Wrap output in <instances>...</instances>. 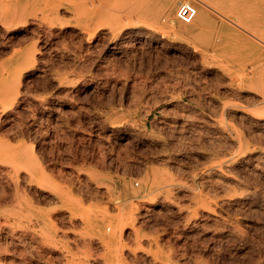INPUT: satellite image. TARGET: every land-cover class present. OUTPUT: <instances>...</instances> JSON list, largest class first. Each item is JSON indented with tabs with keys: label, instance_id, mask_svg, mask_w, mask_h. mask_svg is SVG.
Returning a JSON list of instances; mask_svg holds the SVG:
<instances>
[{
	"label": "rangeland",
	"instance_id": "rangeland-1",
	"mask_svg": "<svg viewBox=\"0 0 264 264\" xmlns=\"http://www.w3.org/2000/svg\"><path fill=\"white\" fill-rule=\"evenodd\" d=\"M14 3L0 64L34 57L0 147L30 162L0 159V264H264V0Z\"/></svg>",
	"mask_w": 264,
	"mask_h": 264
},
{
	"label": "bare ground",
	"instance_id": "bare-ground-1",
	"mask_svg": "<svg viewBox=\"0 0 264 264\" xmlns=\"http://www.w3.org/2000/svg\"><path fill=\"white\" fill-rule=\"evenodd\" d=\"M14 1L15 0H0V28H2L7 34H12V33H14V32H18L19 30L20 31H23L24 30V26H23V24L25 25V24H27V22H28V20H26V17L24 16V14H23V12L22 11H20L19 10V8L15 5V3H14ZM243 7H245V6H240L238 9H237V12H234L233 13V15H237V16H239L240 14L242 15L243 13L242 12H244V10H245V8L243 9ZM127 9V8H126ZM226 13L228 14V11H226ZM30 17V16H29ZM199 17H201L202 18V15H200ZM242 16H240V18H241ZM244 18V17H243ZM243 20V19H242ZM241 20V21H242ZM258 20L259 21H261V23H264V18L262 17V18H258ZM249 21V20H248ZM35 22V21H34ZM23 26V27H20V26ZM254 25H255V22H254V20L253 21H251V23H250V27H251V29H253V27H254ZM3 33V32H2ZM17 34V33H16ZM3 35V34H2ZM18 35V34H17ZM11 36H13V35H11ZM16 38V37H15ZM9 39V38H8ZM11 39V38H10ZM12 40V39H11ZM34 56L32 55V54H23V55H14L11 59H10V61H9V63L8 64H0V80H2V79H10V78H12L14 75H15V73H16V71H17V69H18V67L19 66H21V65H23V64H25V63H27V62H29L30 60H32V58H33ZM26 73V72H25ZM32 73V72H31ZM28 74V73H27ZM251 75V74H250ZM249 75V76H250ZM18 82V81H17ZM18 84V83H17ZM14 93H15V86L13 85V84H11V83H5L4 85H2L1 87H0V99H3L5 102H8V101H12V99H13V97H14ZM37 102V101H36ZM18 103H19V101H18ZM38 103H39V101H38ZM40 105V104H39ZM23 110V109H22ZM21 110V111H22ZM15 111H17V109L15 110ZM23 111H25V110H23ZM10 113V112H9ZM14 113V112H13ZM6 115V114H5ZM9 115V114H8ZM17 116V115H16ZM12 117V116H11ZM8 118H10V117H8ZM262 124H264V123H262ZM261 126V125H260ZM263 126V125H262ZM24 148L25 149H27L25 146H24ZM241 149V148H240ZM250 157V156H249ZM0 159H2V160H4V162L5 163H8V164H10V167H11V170H14V171H19L20 169H25V168H27V164L30 162V156L28 155V153H27V151L26 150H22V149H19V150H15V149H13V148H9V147H0ZM245 159H247V158H245ZM241 161V160H240ZM239 162V161H238ZM239 164H240V162H239ZM225 165H226V163H225ZM240 166V165H239ZM234 167V166H233ZM232 167V168H233ZM235 168V167H234ZM28 169V168H27ZM221 169V168H220ZM220 169H218V171L220 170ZM228 169V168H227ZM234 170V169H233ZM232 169H231V171H233ZM215 171V170H214ZM227 171V170H226ZM229 172V171H228ZM224 173H226V172H224ZM18 174V173H17ZM214 174V173H213ZM206 175V174H205ZM209 176V175H208ZM164 178V177H163ZM217 178V177H216ZM228 180V179H227ZM233 182V181H232ZM142 183V182H141ZM210 184V183H209ZM213 184V183H212ZM231 184V183H230ZM144 185V184H143ZM170 185H168V187H169ZM210 186V185H209ZM213 186V185H212ZM221 186V185H220ZM226 187V186H225ZM162 188V187H161ZM218 188V187H217ZM223 188H224V186H223ZM175 189H176V187H175ZM178 190V189H177ZM182 190H183V188H182ZM148 191H149V189H148ZM176 191V190H175ZM223 191V190H222ZM174 193V192H173ZM129 194V193H128ZM176 194V193H175ZM225 194V193H224ZM158 195V194H157ZM192 195V194H191ZM190 195V196H191ZM224 196V195H223ZM247 196V195H246ZM250 196V195H249ZM255 196V195H254ZM159 197V196H158ZM163 197V196H162ZM161 197V198H162ZM245 197V196H244ZM237 198V197H236ZM239 198H237V200H238ZM228 200V199H227ZM236 200V201H237ZM135 201V200H134ZM133 202V201H132ZM220 202H221V200H220ZM222 202H223V200H222ZM243 202V201H242ZM149 203V202H148ZM161 203H162V201H161ZM225 203H227V202H225ZM18 204V203H17ZM140 204H142V203H140ZM144 204H145V202H144ZM147 204V203H146ZM150 204V203H149ZM221 205H223V204H221ZM226 205V204H225ZM240 205V204H239ZM245 205V204H244ZM144 206V205H143ZM149 206V208H150V205H148ZM228 206V205H227ZM227 206H224L225 208H227ZM238 206V205H237ZM249 206V205H248ZM144 207H146V206H144ZM231 206H230V204H229V208H230ZM156 208V207H155ZM205 208V207H204ZM232 208V207H231ZM235 208V207H234ZM24 207L22 206V205H19V207L16 209V211L15 212H10L11 213V215L13 214V213H15L14 215L15 216H17V217H20L21 215H22V213L24 212ZM122 209V208H121ZM147 209V208H146ZM152 211V210H151ZM217 211V210H216ZM146 212V211H145ZM201 212V210H199V213ZM205 212V211H204ZM142 213V212H141ZM156 213H158V212H156ZM162 213V212H161ZM164 213V212H163ZM9 214V213H8ZM130 214H131V212H130ZM10 215V214H9ZM152 215H153V213H152ZM205 215V214H204ZM213 215V214H212ZM211 215V216H212ZM122 216V215H121ZM210 216V217H211ZM138 217H140V216H138ZM202 217H203V215H202ZM212 217H214V215L212 216ZM215 217H217V216H215ZM14 218V217H13ZM218 218V217H217ZM43 217L42 216H38V217H36V219H35V223H41L42 221H43ZM128 220H129V217L127 218ZM132 219V218H131ZM130 219V220H131ZM148 219V218H147ZM152 219V218H151ZM206 219V218H205ZM208 219V218H207ZM129 220V221H130ZM211 220V219H210ZM212 220H214V219H212ZM125 222V221H124ZM18 224V223H17ZM124 226V225H123ZM137 226V225H136ZM34 228V227H33ZM109 228V227H108ZM233 228V227H232ZM236 228V227H235ZM30 229V228H29ZM40 229V228H39ZM130 230H131V228H130ZM27 231V230H26ZM39 231V230H38ZM37 231V232H38ZM120 231V230H119ZM122 232V231H121ZM28 233V232H27ZM81 233V232H80ZM120 233V232H119ZM31 234H33V233H31ZM121 234V233H120ZM137 236H139V234H136ZM34 236V235H33ZM134 236V235H133ZM39 237V236H38ZM37 237V238H38ZM149 237H151L150 235H149ZM76 238V237H75ZM78 238V237H77ZM40 239V238H39ZM56 239V238H55ZM113 239V238H112ZM123 239V238H122ZM135 239V238H134ZM144 239H146V237L144 238ZM32 240V239H31ZM100 240V239H99ZM34 241V240H33ZM42 241V240H41ZM123 241H124V239H123ZM122 241V242H123ZM29 242V241H28ZM133 242V241H132ZM139 242V241H138ZM34 243H35V241H34ZM85 243V242H84ZM113 243H115V242H111V244H113ZM145 243V242H144ZM37 244V243H36ZM94 244V243H93ZM100 244V243H99ZM132 245H133V243H131ZM146 244H147V242H146ZM38 245V244H37ZM54 245V244H53ZM52 245V246H53ZM103 245H104V243H103ZM39 246V245H38ZM85 246V245H84ZM141 247V245L139 244L138 245V247ZM35 247V246H34ZM86 247V246H85ZM123 247V246H122ZM149 247V246H148ZM53 248H54V246H53ZM130 248V247H129ZM128 248V249H129ZM127 249V250H128ZM124 251V250H123ZM135 252H137V250H134ZM142 252V251H141ZM82 253H83V251H82ZM123 253V252H122ZM125 253V252H124ZM140 253V252H139ZM138 253V254H139ZM121 254V253H120ZM129 254V253H128ZM124 255V254H123ZM131 255V254H130ZM140 255V254H139ZM144 255H145V253H144ZM87 256V255H86ZM83 257V256H82ZM134 257V256H133ZM71 258H72V256H71ZM84 258H85V256H84ZM125 258V257H124ZM131 257H129V258H127V259H130ZM137 258H138V256H137ZM136 258V259H137ZM145 258H146V256H145ZM67 259V258H66ZM131 259H133V258H131ZM141 259V258H140ZM154 260V259H153ZM152 260V261H153ZM131 261V260H130ZM136 261H138V260H136ZM140 261V260H139ZM104 262V261H103ZM78 263V262H77ZM111 263V262H110ZM153 263V262H152ZM70 264V263H69ZM116 264H118V262L116 263Z\"/></svg>",
	"mask_w": 264,
	"mask_h": 264
},
{
	"label": "built area",
	"instance_id": "built-area-1",
	"mask_svg": "<svg viewBox=\"0 0 264 264\" xmlns=\"http://www.w3.org/2000/svg\"><path fill=\"white\" fill-rule=\"evenodd\" d=\"M198 11L191 3H182L177 10V19L183 24H191L197 17Z\"/></svg>",
	"mask_w": 264,
	"mask_h": 264
}]
</instances>
